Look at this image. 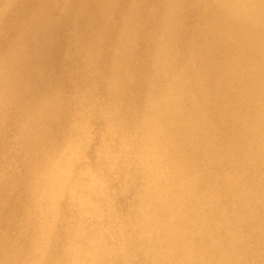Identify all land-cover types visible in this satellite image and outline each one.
<instances>
[{
    "label": "bare ground",
    "instance_id": "obj_1",
    "mask_svg": "<svg viewBox=\"0 0 264 264\" xmlns=\"http://www.w3.org/2000/svg\"><path fill=\"white\" fill-rule=\"evenodd\" d=\"M3 38L0 264H264V0H0Z\"/></svg>",
    "mask_w": 264,
    "mask_h": 264
},
{
    "label": "rangeland",
    "instance_id": "obj_2",
    "mask_svg": "<svg viewBox=\"0 0 264 264\" xmlns=\"http://www.w3.org/2000/svg\"><path fill=\"white\" fill-rule=\"evenodd\" d=\"M25 12H26V9H25ZM15 20V18L13 17V18H9V22L10 23H14V24H16V21H14ZM67 30V32L66 33H62L61 32V34H57V39H56V43H58L59 44V47L61 48V45L63 46V48H66L67 46H68V44H66V42H65V38L64 37H66L69 33H70V26L66 29ZM8 40L7 39H5V38H3V40L1 41V47H7V45H8ZM53 51L52 50H50V51H48V52H46L45 54H44V56H43V59L42 60H40V67H41V69H42V73H44V71L47 69V68H50L51 69V71L53 72V70H56V69H58L57 68V62L55 61V59H54V57H53ZM32 76H36V75H34V74H32ZM90 127H92V126H90ZM103 134H104V132H103ZM106 134H108V132H106ZM133 156H135V155H133ZM133 156H129V157H127L128 159H129V161L131 162V164L130 163H128V167L129 168H131L132 167V169H130V171H132L133 170V168H137L138 167V163H139V160H138V157H133ZM96 159H98L99 160V155H97L96 157H95ZM19 207V206H18ZM10 240H16L17 241V238H15L14 236L12 237L11 235H10ZM15 241V242H16ZM15 248H18L17 246L15 247Z\"/></svg>",
    "mask_w": 264,
    "mask_h": 264
}]
</instances>
